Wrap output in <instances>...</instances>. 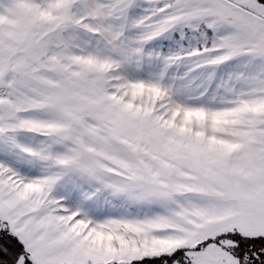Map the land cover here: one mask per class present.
<instances>
[{"label": "snow or ice", "instance_id": "6c2138e0", "mask_svg": "<svg viewBox=\"0 0 264 264\" xmlns=\"http://www.w3.org/2000/svg\"><path fill=\"white\" fill-rule=\"evenodd\" d=\"M0 264H264V0H0Z\"/></svg>", "mask_w": 264, "mask_h": 264}]
</instances>
